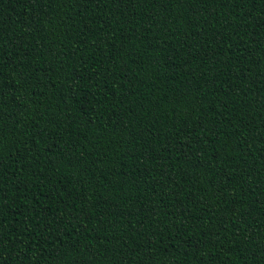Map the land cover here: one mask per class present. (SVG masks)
Returning a JSON list of instances; mask_svg holds the SVG:
<instances>
[{
    "label": "trees",
    "instance_id": "16d2710c",
    "mask_svg": "<svg viewBox=\"0 0 264 264\" xmlns=\"http://www.w3.org/2000/svg\"><path fill=\"white\" fill-rule=\"evenodd\" d=\"M0 264H264V0H0Z\"/></svg>",
    "mask_w": 264,
    "mask_h": 264
}]
</instances>
